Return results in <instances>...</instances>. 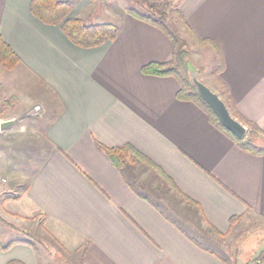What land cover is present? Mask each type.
Segmentation results:
<instances>
[{
    "label": "crops",
    "instance_id": "1",
    "mask_svg": "<svg viewBox=\"0 0 264 264\" xmlns=\"http://www.w3.org/2000/svg\"><path fill=\"white\" fill-rule=\"evenodd\" d=\"M30 1L0 0V37L21 61L3 100L16 102L1 104L8 111L0 125L32 119L19 130L0 127L3 135L13 130L0 146L1 185L13 177L17 183L0 196V217L20 226L38 221L47 244L73 264H228L211 245L243 228H264V154L242 150L195 104L179 101L175 78L142 73L170 58L160 30L126 12L116 24L111 13L93 12L90 24H113L119 33L81 49L59 26L34 18ZM172 1L194 34L219 48V78L235 110L264 134V0ZM91 2L73 1L70 16L83 20ZM21 84L41 88L39 120L28 113ZM19 102L24 108L15 115ZM96 143L132 147L192 203L139 163L133 171L145 187L134 193ZM34 250L0 245V264H38Z\"/></svg>",
    "mask_w": 264,
    "mask_h": 264
},
{
    "label": "trees",
    "instance_id": "2",
    "mask_svg": "<svg viewBox=\"0 0 264 264\" xmlns=\"http://www.w3.org/2000/svg\"><path fill=\"white\" fill-rule=\"evenodd\" d=\"M130 7L125 8V12L132 18L147 23L156 29L160 30L170 41L171 53L168 61L164 63H150L142 67L143 74L157 77H173L179 84V89L176 93V98L179 101L191 102L202 110L209 122L224 135L230 138L239 148L253 154H264V134L251 122L245 120L236 110L229 96V92L224 83L220 80L219 75L223 71L224 63L221 57L219 48L212 42L198 38L187 22L184 20L176 4L172 0H128ZM73 9L72 0H31L29 3V11L31 15L41 23L50 26H59L61 32L65 35L70 43L81 49H92L100 47L106 42L114 41L119 33V28L113 24H85L80 18L70 17ZM170 15H174L178 24L182 27L185 37L191 41L193 47L210 48L215 56V67L212 69V82L219 91L216 93L224 102L230 115L239 121L250 132L243 139H237L231 133L224 129L214 115L211 108L203 102L196 94L193 86L189 82L188 64H192L188 43L179 37L168 24ZM21 61L11 47L0 37V68L7 72L14 71ZM197 72L200 75L198 68ZM16 102L15 98L3 101L2 105L6 108H11ZM96 147L104 152L110 163L116 168L126 185L136 194L140 196V190L144 188L145 181L141 178L140 172H134L133 167L139 163L151 169L156 170L165 185V189L176 191L174 185L166 176H164L155 166H153L146 158L140 155L130 146H122L116 148H107L96 143ZM181 198L192 203L183 196ZM147 201H149L147 199ZM151 202V201H150ZM152 203V202H151ZM152 205L162 211L165 205L156 203ZM241 217H235L230 220V227L238 222ZM0 223L8 225L0 217ZM15 243H24L32 246L38 264H41V259L38 251L29 241L15 240L7 245L10 247ZM6 248V247H5Z\"/></svg>",
    "mask_w": 264,
    "mask_h": 264
},
{
    "label": "rangeland",
    "instance_id": "3",
    "mask_svg": "<svg viewBox=\"0 0 264 264\" xmlns=\"http://www.w3.org/2000/svg\"><path fill=\"white\" fill-rule=\"evenodd\" d=\"M72 1H74V3L76 4L77 3L80 4L82 0H72ZM90 1H92L91 6L89 8H86L81 14L85 24H90L94 21L93 18L90 17L92 16L91 13L98 12L101 14V16L104 17V12L106 11L113 15L114 20L111 21H113V23L116 24L119 16L125 13V7L126 8L130 7V3L128 0H107V1L90 0ZM168 24L170 25L171 29L174 30L175 33H177L180 38H182V40H185L188 43V50L191 61L196 66V68L198 67L200 69V75L198 78L199 81L205 86H207L214 93H218L219 91L218 87L215 84H213V82L211 81V71L212 68L215 67L214 65L215 59H214L213 51L208 47L207 48L193 47L191 45V41L185 37L182 27L180 26V24H178L176 18H174V15L169 16ZM19 72L20 71H15L14 73L7 72L0 68V84L4 83V87L0 96L2 99L0 100V115L1 113H3V111L6 112L8 111L5 109L3 110L1 108L2 101L4 99H8V95L10 94V87L7 85V82L9 81L10 78H17ZM19 91L22 94L26 95L25 98L23 97L25 103L31 102V104H29V106L27 107V108H31V110H29L31 112H28L31 114L32 116L31 118H35V119L37 118L39 120L40 116L35 115L36 113L34 110V106L39 105L40 107H43L42 102L46 101V99L43 96L41 97V93H42L41 88L36 86L30 88L28 85L25 87L23 84H21V86H19ZM23 108H24L23 103L19 102L17 104L15 115H17V113L20 110H23ZM31 120L32 119H26L20 121V119L17 118L16 121L12 122V124L16 126L15 130H19L18 127L21 124L24 123L25 125H28L30 124ZM12 131L4 135L3 133H0V135L4 137L3 140H0L1 147H5L8 145L6 141L8 139H6L5 137L9 138L10 135L13 134ZM249 133L246 136H248ZM6 173L7 172H5L4 174ZM4 181L6 182H2V185L0 181V196H2L3 194L5 195V191L8 188L13 186L15 187V185L17 184L15 182L14 177L10 179H4ZM3 220L8 225L5 224L3 225L0 223L1 246L8 245V243L12 242L15 239H22L29 241L36 247V249L40 252V255L45 264H73V263H69L62 255V253L53 250L51 245L47 244L48 243L47 239L44 237V235L42 234V232L38 227V221L35 220L34 222H26L24 226H20L18 224L16 225L13 224L11 221L5 219ZM9 229L18 230L19 233L12 232ZM260 245H264V228L256 226V228H243L240 230V232H238V234L231 236L229 239L225 241L222 240L216 241L214 245H211V249L217 252L218 255L223 257L228 264H264V252L261 253V251L258 252L256 251V253L254 254L255 248ZM255 255L258 256L254 258Z\"/></svg>",
    "mask_w": 264,
    "mask_h": 264
},
{
    "label": "water",
    "instance_id": "4",
    "mask_svg": "<svg viewBox=\"0 0 264 264\" xmlns=\"http://www.w3.org/2000/svg\"><path fill=\"white\" fill-rule=\"evenodd\" d=\"M187 68L189 71L190 84L193 86L199 98L211 108L219 123L237 139L245 138L247 135V128L230 115L224 102L216 93L199 81L197 69L192 64H188ZM11 124L12 122H3L0 127L5 128Z\"/></svg>",
    "mask_w": 264,
    "mask_h": 264
},
{
    "label": "built area",
    "instance_id": "5",
    "mask_svg": "<svg viewBox=\"0 0 264 264\" xmlns=\"http://www.w3.org/2000/svg\"><path fill=\"white\" fill-rule=\"evenodd\" d=\"M249 132L247 131V134H248Z\"/></svg>",
    "mask_w": 264,
    "mask_h": 264
}]
</instances>
